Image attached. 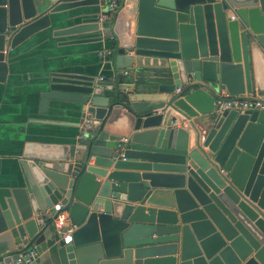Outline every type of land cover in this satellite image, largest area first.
I'll use <instances>...</instances> for the list:
<instances>
[{"label":"water","instance_id":"obj_1","mask_svg":"<svg viewBox=\"0 0 264 264\" xmlns=\"http://www.w3.org/2000/svg\"><path fill=\"white\" fill-rule=\"evenodd\" d=\"M117 1L99 23L77 10L103 0H0V83L42 30L113 34L111 76H47L39 110L79 107L78 140L24 142L0 183V264L29 248L57 264H264V110L214 112L222 90L264 99V0Z\"/></svg>","mask_w":264,"mask_h":264},{"label":"crops","instance_id":"obj_2","mask_svg":"<svg viewBox=\"0 0 264 264\" xmlns=\"http://www.w3.org/2000/svg\"><path fill=\"white\" fill-rule=\"evenodd\" d=\"M103 9L98 6L83 7L77 11L89 16L90 21ZM68 22L59 25L64 27ZM77 22H80L77 21ZM53 28L42 30L9 53V71L4 83H0V183L11 186L19 177L18 161L24 142L67 143L78 140L80 109L56 110L50 102L45 112L39 110L40 94L44 91L51 71L79 72L101 80L111 76L110 64L105 60L109 49V31L88 32L71 37H55ZM103 36L100 41L82 44H60L64 40L89 39ZM109 37V39H108ZM111 80V78H109ZM220 94H226L224 90ZM82 126V125H81ZM30 249V248H29ZM31 264H57L45 251Z\"/></svg>","mask_w":264,"mask_h":264},{"label":"built area","instance_id":"obj_3","mask_svg":"<svg viewBox=\"0 0 264 264\" xmlns=\"http://www.w3.org/2000/svg\"><path fill=\"white\" fill-rule=\"evenodd\" d=\"M118 4L117 0H103V5L105 9L99 14L98 21L102 23L104 19L108 16L109 12H112ZM126 75V71L123 72ZM236 110L238 112H243L246 110H264V99L256 96H230L227 94H219L218 99L215 101V113H221L224 111ZM89 120H85L83 126L86 127ZM127 141L126 138H121L117 143L118 146L122 142ZM53 225L58 233L62 235L61 241L64 244L70 243L72 240V232L76 228L69 216L66 213H61L53 219ZM39 254L35 248L28 249L23 255H20L15 263L31 264L37 261Z\"/></svg>","mask_w":264,"mask_h":264}]
</instances>
